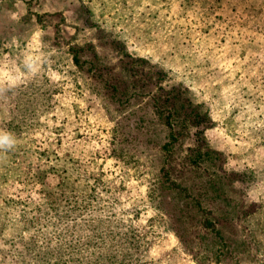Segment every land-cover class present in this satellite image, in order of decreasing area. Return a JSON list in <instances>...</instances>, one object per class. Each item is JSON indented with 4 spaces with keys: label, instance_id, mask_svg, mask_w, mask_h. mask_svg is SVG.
<instances>
[{
    "label": "rangeland",
    "instance_id": "1",
    "mask_svg": "<svg viewBox=\"0 0 264 264\" xmlns=\"http://www.w3.org/2000/svg\"><path fill=\"white\" fill-rule=\"evenodd\" d=\"M0 133V264H264V0H0Z\"/></svg>",
    "mask_w": 264,
    "mask_h": 264
},
{
    "label": "clouds",
    "instance_id": "2",
    "mask_svg": "<svg viewBox=\"0 0 264 264\" xmlns=\"http://www.w3.org/2000/svg\"><path fill=\"white\" fill-rule=\"evenodd\" d=\"M15 144L14 138L9 133H0V149H11Z\"/></svg>",
    "mask_w": 264,
    "mask_h": 264
},
{
    "label": "trees",
    "instance_id": "3",
    "mask_svg": "<svg viewBox=\"0 0 264 264\" xmlns=\"http://www.w3.org/2000/svg\"><path fill=\"white\" fill-rule=\"evenodd\" d=\"M189 105H190V102H189ZM174 106V105H173Z\"/></svg>",
    "mask_w": 264,
    "mask_h": 264
}]
</instances>
